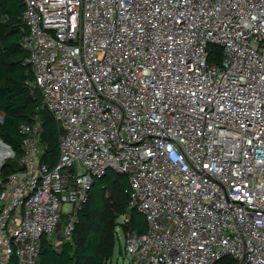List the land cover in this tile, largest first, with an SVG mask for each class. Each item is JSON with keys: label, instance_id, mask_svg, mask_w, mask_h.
I'll return each instance as SVG.
<instances>
[{"label": "built area", "instance_id": "obj_1", "mask_svg": "<svg viewBox=\"0 0 264 264\" xmlns=\"http://www.w3.org/2000/svg\"><path fill=\"white\" fill-rule=\"evenodd\" d=\"M23 2L30 89L64 134L51 168L41 122L20 128L0 264H42L45 239L71 241L110 170L147 221L124 234L131 264H264V0Z\"/></svg>", "mask_w": 264, "mask_h": 264}, {"label": "trees", "instance_id": "obj_2", "mask_svg": "<svg viewBox=\"0 0 264 264\" xmlns=\"http://www.w3.org/2000/svg\"><path fill=\"white\" fill-rule=\"evenodd\" d=\"M23 0H0V140L14 152L13 162L8 161L1 172L7 178L24 168L21 166L24 136L20 128L40 121L43 161L54 168L59 160V144L64 134L54 116L43 106L39 91L32 92L30 83L34 76L25 65L26 52L22 40L28 35L22 15ZM223 49L217 45L209 48V64L219 65ZM3 186L0 185V194ZM129 182L126 176L110 170L103 177L95 178L90 199L77 214V224L71 241L62 239L55 247L45 239L41 246L42 264H109L114 256L119 230L124 234L135 232L144 235L148 226L144 215L129 209ZM126 218L125 224L119 223ZM11 264H17L13 259ZM217 264H235L226 258Z\"/></svg>", "mask_w": 264, "mask_h": 264}, {"label": "rangeland", "instance_id": "obj_3", "mask_svg": "<svg viewBox=\"0 0 264 264\" xmlns=\"http://www.w3.org/2000/svg\"><path fill=\"white\" fill-rule=\"evenodd\" d=\"M2 117V115H0ZM8 157L5 162L7 163L8 161L13 162V158ZM69 206L66 207L68 209ZM125 218H120L119 223L125 224L126 223ZM65 223H62V226H64ZM120 238L117 241V245L114 251V256L113 259L109 264H131L130 260L126 257V252H125V235L122 230H119Z\"/></svg>", "mask_w": 264, "mask_h": 264}, {"label": "bare ground", "instance_id": "obj_4", "mask_svg": "<svg viewBox=\"0 0 264 264\" xmlns=\"http://www.w3.org/2000/svg\"><path fill=\"white\" fill-rule=\"evenodd\" d=\"M8 157H12V153L9 148L5 145V143L0 140V165L6 163L5 160Z\"/></svg>", "mask_w": 264, "mask_h": 264}, {"label": "water", "instance_id": "obj_5", "mask_svg": "<svg viewBox=\"0 0 264 264\" xmlns=\"http://www.w3.org/2000/svg\"><path fill=\"white\" fill-rule=\"evenodd\" d=\"M2 118H3V116H2ZM5 145H6V144H5ZM6 146L9 148V150L11 151V153H13V151H12L11 147H10V146H8V145H6ZM5 165H6V163H4V164L0 165V176H1V172H2L3 168L5 167Z\"/></svg>", "mask_w": 264, "mask_h": 264}]
</instances>
